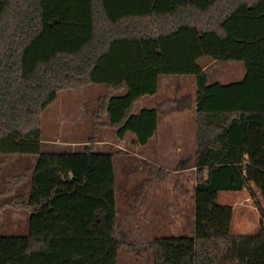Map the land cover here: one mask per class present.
<instances>
[{"label": "trees", "instance_id": "1", "mask_svg": "<svg viewBox=\"0 0 264 264\" xmlns=\"http://www.w3.org/2000/svg\"><path fill=\"white\" fill-rule=\"evenodd\" d=\"M204 56L242 62L245 75L211 81L198 62ZM170 75L193 77L196 90L135 112ZM92 84L108 93L88 142L44 150L48 106ZM191 110L195 228L128 239L118 220L116 154L97 148L98 130L108 126L120 139L131 132L146 146L163 117ZM11 155L34 160L29 191L9 203L29 212V230L0 235V264H118L122 248L138 247L153 252L154 264H264V0H0V156ZM148 164L138 209L151 179L167 174ZM243 190L259 195L255 234H234L233 207L218 201ZM128 215L140 230L137 210Z\"/></svg>", "mask_w": 264, "mask_h": 264}, {"label": "rangeland", "instance_id": "2", "mask_svg": "<svg viewBox=\"0 0 264 264\" xmlns=\"http://www.w3.org/2000/svg\"><path fill=\"white\" fill-rule=\"evenodd\" d=\"M214 61L219 63H210L209 65L211 81L213 79L222 81L229 79L228 76L223 77L221 73L229 70L226 67L231 62L243 66V63L239 61ZM206 64L207 61L204 65ZM173 84L174 81L166 79L162 84L163 93H166V88L171 87ZM97 85L103 87V93L98 94L95 92ZM188 85H190V82H188ZM106 90L105 84H92L85 88L61 92L43 114L44 149L49 151L82 149L94 133L92 118L94 117L96 102H93L95 99L92 100V98L98 99ZM190 90L188 88L184 91L180 90V94H187ZM180 94L179 92L176 93V95ZM193 115L192 111L185 112V114L175 112L174 117H179L177 119L179 124L175 122L174 127L166 124L165 121V124L161 126L158 141L152 142L153 147L157 146L160 149L157 154H152V152L138 145L133 135H127L124 139L113 135V131L116 133V130L112 128L106 131L107 137L112 141L110 143H97L98 149L112 151L116 154L114 163L118 220L125 226L126 236H129L128 239L138 237L140 232L146 238L153 239L156 236L180 235L179 233L183 232L182 228L187 226H189L187 229L191 228L190 230H192L193 210L191 208L193 200L191 198L196 184V168L191 166L195 162L194 155L196 151V142L194 141L196 127L192 122ZM171 128H175V130L172 131ZM175 134L180 137L173 139L172 135ZM67 139L72 140V142H66ZM177 145L182 147L179 156L176 155L177 149L175 151L173 149ZM149 162L155 166L165 167L167 174L156 180L155 177L151 179L150 192L146 196V201L152 198L160 199L163 215L159 216V220L155 218L153 221L147 222L146 217L144 218L141 213L145 206L138 209L140 201L137 200V195L148 178ZM33 165L34 160L30 156H0V235H23L28 233L29 212L18 210L10 206L9 203L19 196H25L29 191ZM183 168L192 169L185 172L180 171ZM257 196L259 197L255 194V191L247 190L221 192L218 201L220 205L233 206L237 203H243L248 197L251 198V203L255 205ZM187 202H191L190 218H186L184 221L181 217L172 218L167 205L182 203L187 208ZM259 202L264 209V200L261 199ZM172 206L175 215L182 212L181 208ZM245 206H237L234 211L232 224L234 234H255L259 231L263 222L260 212L256 213L252 209L245 208ZM134 210H137L136 221L140 230H137V228L132 230V222L127 217ZM176 217L178 216L176 215ZM123 238L126 239V237ZM118 264H154L153 252L146 251L144 247H138L136 253H131L122 248Z\"/></svg>", "mask_w": 264, "mask_h": 264}, {"label": "crops", "instance_id": "3", "mask_svg": "<svg viewBox=\"0 0 264 264\" xmlns=\"http://www.w3.org/2000/svg\"><path fill=\"white\" fill-rule=\"evenodd\" d=\"M206 61H207V64L204 65V63ZM229 61L231 62L232 60H229ZM198 62L203 66L204 70L208 73L209 77H210V72H209V70H210V68H209L210 67L209 66L210 63H219L217 61H214V59H212L210 57H207V56L206 57L205 56L204 57H201L198 60ZM226 68L229 69V70L224 71L221 74H223V77L224 76H226V77L228 76L229 79H227L226 81L214 80L213 79L212 81H220L222 83H229V82H232V81L240 80L245 75L244 64L242 66L239 63L231 62L230 65L227 66ZM166 79H168L169 81H174V84L171 87L168 86L166 88L167 89L166 93H163L162 84H163V82ZM188 82H190V85H188ZM191 82H192V84H191ZM159 84H160V89H159V92L157 94H155V95H145V96H143V97H141L139 99V101L136 103V106H135V112H138L142 108H153V107H156L161 101L173 99L175 96H177L176 93H178V92H179V94L181 93L180 90H183L184 91L186 88L191 89L190 91H188V93H192V92H194L196 90V86H195V83H194V79L191 76H185V77H175V76H172V75H170V76H163L160 79ZM83 88H85V87H83ZM106 88H107V90L105 91V93L102 94L98 99L92 98V100L95 99V100H93V102H96L95 103V108H94L95 111L98 108V102H97V100L99 101V99L102 96H104L105 94L108 93V86L107 85H106ZM95 92L98 93V94L103 93L104 92L103 87L100 86V85H97V89H96ZM180 95H183V94H180ZM195 110H191V111L194 114L192 116V122H193L194 126L196 127L197 126V122H196V111ZM95 111H94V113H95ZM191 111H188V112H191ZM177 113L181 114V112H177ZM182 114H185V112H182ZM174 115H175V112H173V113H171V114L163 117L160 120L159 128H158L156 134L154 135V137L150 140V142L146 146H142L145 150L152 152V154H157V151H159L160 149L156 145H155L156 147H153L154 144L152 145V142L155 143V142L158 141V138L160 137V134H161V126L165 124V121H166V124H168L170 126H173V127L175 126L174 125L175 122H177L176 124H179V122L177 121V119H179V117H174ZM104 122H105V124H108L109 121H108V117L107 116H104ZM107 130H110V128L108 126H103V127H100L99 128V131H98L99 137H97L98 143H101V142L110 143L112 141V139H110V138L107 137V133H106ZM174 130H175V128L172 129V131H174ZM113 135L118 136L117 135V132L115 133L114 131H113ZM127 135H133L134 138H135V141H136V137H135V135L133 133L129 132V133H127ZM172 137L174 139L175 137H180V136L178 134H175V135H172ZM195 139H196V137H195ZM178 140H179V138H178ZM66 142H72V140H68L67 139ZM43 143H44V139H43ZM173 149H174V151H175V149H177L176 150V152H177L176 155L179 156L180 153H181V151H182L181 145H177L176 148L174 147ZM47 151H49V150H47ZM50 151H52V150H50ZM144 158L147 160L146 157H144ZM193 168H196V167H193ZM191 169L192 168H183L180 171L185 172V171L191 170ZM195 187H196V184H195ZM195 187H194V192H195ZM256 194L258 195V193H256ZM187 203H188L187 204V208L185 206H183L182 203H178V204L170 203V204H168L167 205V209L171 211L172 218L174 217V219H175V218H180L181 217L183 219V221L186 218H190L191 213L189 211H190V207H191V202H187ZM246 204H249V205H246ZM172 205H174L175 207L177 206V207H179V208L182 209V212L181 213L179 212V213L176 214L178 217H176L175 213H173L174 212V207ZM237 206H242V207L245 206V208L250 209V210L252 209V211H254L256 213L259 212L258 208L254 204L251 203V198H248V197H246V199L244 200L243 203H237L236 205H233L232 207H233V210L234 211L236 210V207ZM191 210H193L192 211V215H193V217H192L193 218V228H192V230H193L195 228V203H194V201H192V208H191ZM141 213H142V216L144 218L146 217L147 222L148 221L150 222V220L153 221L155 218H157V220H159V218H160L159 216L163 215V211L161 210V201H160V199L152 198L150 200H147L146 201V204H145V208L142 210ZM187 227H189V226H187ZM187 227H183L182 228V231H184L185 229H187ZM232 227H233V225H232ZM190 229L191 228H189V230ZM179 234H181V233H179Z\"/></svg>", "mask_w": 264, "mask_h": 264}]
</instances>
